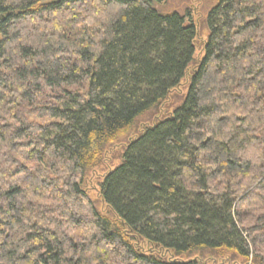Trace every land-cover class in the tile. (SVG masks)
<instances>
[{
    "label": "trees",
    "instance_id": "16d2710c",
    "mask_svg": "<svg viewBox=\"0 0 264 264\" xmlns=\"http://www.w3.org/2000/svg\"><path fill=\"white\" fill-rule=\"evenodd\" d=\"M155 1L0 0V264H264V0H216L183 102L99 184L107 214L80 187L193 63L194 24Z\"/></svg>",
    "mask_w": 264,
    "mask_h": 264
},
{
    "label": "rangeland",
    "instance_id": "374dc122",
    "mask_svg": "<svg viewBox=\"0 0 264 264\" xmlns=\"http://www.w3.org/2000/svg\"><path fill=\"white\" fill-rule=\"evenodd\" d=\"M215 3L216 0H156L154 2V8L160 13H178L185 17L186 23L194 24L196 28L194 60L179 86L172 90L163 102L138 117L126 137L117 140L109 146L107 145L102 152L100 163L86 172L80 187L99 212L107 214V208L100 197L99 184L108 172L120 164L121 156L127 143L135 139L145 127L169 116L183 102L191 73L194 71L195 65L203 57V48L208 37L205 20ZM143 249L148 251V246L144 245ZM262 255L264 254L262 253ZM191 260L196 261L198 264H255L253 259L244 260L229 254L219 255L217 253H208L204 258L195 256Z\"/></svg>",
    "mask_w": 264,
    "mask_h": 264
}]
</instances>
